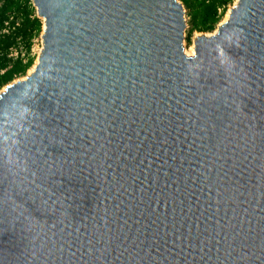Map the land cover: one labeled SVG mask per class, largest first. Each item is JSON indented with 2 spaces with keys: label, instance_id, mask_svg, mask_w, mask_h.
I'll return each mask as SVG.
<instances>
[{
  "label": "water",
  "instance_id": "obj_1",
  "mask_svg": "<svg viewBox=\"0 0 264 264\" xmlns=\"http://www.w3.org/2000/svg\"><path fill=\"white\" fill-rule=\"evenodd\" d=\"M0 92V264H264V0L184 51L179 0H29Z\"/></svg>",
  "mask_w": 264,
  "mask_h": 264
},
{
  "label": "trees",
  "instance_id": "obj_2",
  "mask_svg": "<svg viewBox=\"0 0 264 264\" xmlns=\"http://www.w3.org/2000/svg\"><path fill=\"white\" fill-rule=\"evenodd\" d=\"M234 0H181L190 16V35L216 30L224 10ZM222 10V11H221ZM10 23V34L2 35ZM43 30V22L29 0H0V91L15 79L27 74L34 59L30 57L32 44ZM22 44L28 61L8 57L11 48Z\"/></svg>",
  "mask_w": 264,
  "mask_h": 264
},
{
  "label": "rangeland",
  "instance_id": "obj_3",
  "mask_svg": "<svg viewBox=\"0 0 264 264\" xmlns=\"http://www.w3.org/2000/svg\"><path fill=\"white\" fill-rule=\"evenodd\" d=\"M181 2V0H179ZM182 3V2H181ZM237 3V0H234L231 4L228 5V7L224 10L223 12V15H222V18L219 22V24L217 25V28L220 24H222L226 18V16L228 15V13H230L231 9L236 5ZM186 11V21H187V29L185 31V39H184V43H183V46H184V51H185V54L186 52H190L192 49H194V40L196 39V37H199V36H212L214 35V33L216 32L217 28L215 31L213 32H208V33H199V32H193L191 35H190V29H191V26H190V16H189V12L185 9ZM222 11V10H221ZM36 15H37V11H36ZM43 22V21H42ZM43 31H44V24H43V30H42V33L40 36L36 37L33 41V44H32V50H31V54H30V57L34 59V62H33V65L32 67L29 69V71L27 72L26 75L24 76H21L17 79L14 80V82L16 81H19V80H23L25 79L29 74H30V71L33 69V67L36 66L37 62H38V58H39V55L41 53V50L43 48V41H42V35H43ZM188 56V55H187ZM189 57V56H188ZM28 61V60H27ZM3 90V89H2ZM1 90V91H2ZM0 91V92H1Z\"/></svg>",
  "mask_w": 264,
  "mask_h": 264
},
{
  "label": "built area",
  "instance_id": "obj_4",
  "mask_svg": "<svg viewBox=\"0 0 264 264\" xmlns=\"http://www.w3.org/2000/svg\"><path fill=\"white\" fill-rule=\"evenodd\" d=\"M10 34V23L6 24V28L2 31V35ZM8 57L13 60H17L19 58L24 59L25 62L28 60L27 52L22 46V44H18V46L10 49Z\"/></svg>",
  "mask_w": 264,
  "mask_h": 264
},
{
  "label": "bare ground",
  "instance_id": "obj_5",
  "mask_svg": "<svg viewBox=\"0 0 264 264\" xmlns=\"http://www.w3.org/2000/svg\"><path fill=\"white\" fill-rule=\"evenodd\" d=\"M229 15H230V13H228V15L226 16L224 22H226V21L229 19ZM186 55H188L189 57H193V56L195 55V48L192 49L190 52H186ZM37 65H38V62H37V64H36V66H37ZM36 66L33 67V69L30 71V74H29V75H31V74L34 72Z\"/></svg>",
  "mask_w": 264,
  "mask_h": 264
}]
</instances>
